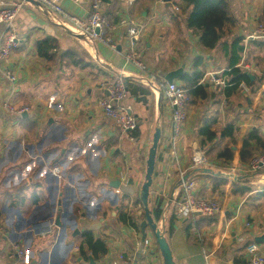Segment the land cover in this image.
<instances>
[{
  "label": "crops",
  "instance_id": "obj_1",
  "mask_svg": "<svg viewBox=\"0 0 264 264\" xmlns=\"http://www.w3.org/2000/svg\"><path fill=\"white\" fill-rule=\"evenodd\" d=\"M15 1L0 0V8ZM92 1L61 4L68 12L87 17ZM177 1L102 0V10L114 26L116 50L98 42L89 48L57 23V14L36 3H23L10 26L0 23V45L9 33L17 40L8 60L0 62V264H111L119 253L131 256L135 264H163L148 226L141 245L140 226L145 213L139 187L156 128L160 137L148 206L157 223L165 216L162 229L175 264H204L205 258L208 264H251L245 249L250 242L258 243L264 253V240L255 239L264 235V196L257 193L259 185H254L247 164L239 158L250 130L257 129L264 139V40H245L258 22L264 23V0H227L231 23L211 49L204 48L198 33L185 25L190 6L184 12ZM126 15L141 25L135 50L154 81L181 69L172 81L183 86L181 75L191 73L195 59H200L205 96L190 97L185 123L174 142L166 98L141 80L150 79L123 57L127 32L118 21ZM46 36L54 37L58 47L52 49L51 59L35 50L36 42ZM238 37L241 51L230 46ZM63 50L87 65L62 60ZM232 62L251 74L245 83L248 92L226 85L222 72ZM5 69L15 81L4 78ZM117 78L124 80L127 91L120 103L137 118V126L128 132L97 105L106 94L103 84ZM4 100L28 110L10 113L1 106ZM230 125L234 142L222 135ZM226 147L232 150L230 160L220 155ZM196 148L204 152L205 161L193 167ZM258 154L264 151L256 150L252 158ZM55 163L62 164L60 176L51 173ZM231 166L237 180L226 177ZM180 171L191 175L200 195L219 201L218 212L175 218ZM128 178L133 179V194L115 185ZM236 185L249 190L234 191ZM132 207H137L136 220L128 211ZM124 213L126 221L121 218ZM56 217L61 226L55 224ZM87 232L102 241L106 251L92 253L83 241ZM15 247L26 251L24 258Z\"/></svg>",
  "mask_w": 264,
  "mask_h": 264
},
{
  "label": "built area",
  "instance_id": "obj_2",
  "mask_svg": "<svg viewBox=\"0 0 264 264\" xmlns=\"http://www.w3.org/2000/svg\"><path fill=\"white\" fill-rule=\"evenodd\" d=\"M39 3L41 8H46L51 12L57 14L58 21L61 25L69 28L73 33L81 36V39L88 45L89 48L93 47L95 42L101 43L111 50H116L117 42L112 36L113 24L108 20L104 14L101 4L102 0H93L87 17H79L75 14L68 12L63 8L61 0H35ZM129 2L131 0H128ZM29 2L27 0H17L12 5L0 8V23H4L10 26L18 9L23 3ZM118 24L126 27L127 40L125 44V50L123 57L126 63L132 64L139 71L146 74L150 80L146 77L145 83L155 92L161 91L166 98L171 108V132L172 141H176L177 136L181 133L183 125L187 117L186 104L188 101L187 89L182 85L167 80H160L156 82L155 76L149 70L148 65L139 57L135 50L136 41L139 38V32L141 25L129 16H122ZM262 39L264 40V23L258 22L255 25L253 31L249 32L245 37V40L249 39ZM17 46V40L13 33H9L5 41L0 45V62L8 60L13 48ZM145 75V76H146ZM3 76L9 82L16 80L15 75L8 69L3 70ZM212 79L218 81V78ZM238 86L247 90L245 83L240 82ZM103 89L106 90V94L97 100V105L100 107L104 116L114 122L121 131L128 132L137 126V118L129 110L128 106H123L120 101L126 96V86L122 78H117L111 82H105ZM1 106L10 113L21 114L28 110L26 105L15 107L7 100L1 103ZM89 146V145H88ZM66 161V160H65ZM205 161L204 152L199 148H196L192 155L193 167L202 164ZM51 173L55 176H60L63 168L62 164L55 163L50 167ZM257 178L258 187L257 191H264V155L259 157H253L247 167ZM186 172L180 171V199L178 200L174 208V216L176 219H185L188 216L195 215H211L220 210L219 201L214 198H207L200 195L196 190V183L194 179L189 175L186 179L182 180L183 175ZM236 176V169L231 166L226 174L228 179L234 180ZM116 193H121L118 188L112 189ZM111 190V191H112ZM161 228L160 223H158ZM0 230L2 225L0 222ZM248 261L251 264H264V253L260 245L256 242H250L245 247ZM15 251L19 254L20 258L25 257V250L21 247H15ZM111 264H135L131 256L119 253ZM204 264L207 263L205 258Z\"/></svg>",
  "mask_w": 264,
  "mask_h": 264
},
{
  "label": "trees",
  "instance_id": "obj_3",
  "mask_svg": "<svg viewBox=\"0 0 264 264\" xmlns=\"http://www.w3.org/2000/svg\"><path fill=\"white\" fill-rule=\"evenodd\" d=\"M177 5L186 12V7L190 6V9L187 11L185 18V25L198 33V38L200 44L204 48H214L219 43L223 28L231 23V18L228 12L227 0H178ZM240 38H235L230 46L232 48L236 47L239 51L242 50V46L237 44L239 43ZM226 47V43L222 45V49ZM57 43L56 39L51 36H46L41 40H38L35 44V50L37 54L43 58L51 59L53 57L52 49H56ZM61 59L66 60L69 63L74 65L85 66L88 62L80 60L77 58L73 52L70 50H63L61 53ZM199 58L195 59L193 64V69L191 73H184L181 75V81L183 82V87L187 89L188 100L192 95H202L205 96L202 83L200 79L203 75V70L199 69ZM239 60V58L237 59ZM236 60V61H237ZM236 62L229 64V69L222 72L224 76V81L226 85H229L230 88H236L240 82L246 84L249 83V76L244 72L239 66L235 65ZM188 104V101H187ZM186 104V105H187ZM232 126L230 125L225 129V132L222 135L227 134L232 137ZM213 136V133H212ZM210 138L211 136L208 135ZM234 142V138H231ZM253 141L255 144H253ZM259 150V152L264 151V139L260 137L257 129L250 130L243 139L242 146L239 150L240 161L244 164H249L254 152ZM223 155L225 159L230 160L232 158V150L229 147H226L223 152L220 154ZM221 183H224L222 178L218 179ZM249 190V187L244 185H236L234 191L245 192ZM257 193L264 196V191ZM155 219H159L160 210L153 211ZM127 215L124 213L121 218L126 221ZM132 226H137V224L132 221L130 218L127 220ZM83 241L86 243L87 248L90 249L92 253L97 251H106L105 244L100 240H95L91 233H85Z\"/></svg>",
  "mask_w": 264,
  "mask_h": 264
},
{
  "label": "water",
  "instance_id": "obj_4",
  "mask_svg": "<svg viewBox=\"0 0 264 264\" xmlns=\"http://www.w3.org/2000/svg\"><path fill=\"white\" fill-rule=\"evenodd\" d=\"M27 1H29L31 3L39 4L35 0H27ZM165 1H168V0H165ZM64 28L68 32H70L71 34H74L75 36L81 38V36L73 33L69 28H67L65 26H64ZM180 71H181V69H176V70H172V71L166 73L165 74V80H167L168 82H171L175 77H177L179 75ZM248 75L251 76V74H249V73H248ZM105 93H107V92H105ZM159 137H160V130H159V128H156V130L153 134V137H152L151 145L148 148V154H147V159H146V167H145L143 182L141 183V185L139 187V199L143 205V210L145 213V218L140 223V226L142 229L141 245L143 246V244L145 243L144 228H145V226H148L150 228V231H151L152 235L154 236L155 242L158 246L159 253H160L161 258H162V263L163 264H175L173 257H172L171 249H170L169 244H168V242L164 236V231L162 229L165 216L163 215V217L161 218V222H160L161 228H159L158 223L156 221H154V219L152 218L151 212H150V209L148 206L149 188L152 184L155 154H156V148H157ZM188 176H189V173L184 174L182 177V180L186 179ZM237 178H238V176L236 175L235 179L237 180ZM179 182H181V180H179ZM115 185H119L120 189L123 190L124 192H126L127 194H133V192H134V184H133L132 178H128V180L125 184H119L118 181H115ZM196 214H198V213H196ZM55 221H56L55 224H57L58 226L62 225L59 222V219L57 217H56ZM255 239L257 242H260V240H264V235L263 236H257Z\"/></svg>",
  "mask_w": 264,
  "mask_h": 264
},
{
  "label": "rangeland",
  "instance_id": "obj_5",
  "mask_svg": "<svg viewBox=\"0 0 264 264\" xmlns=\"http://www.w3.org/2000/svg\"><path fill=\"white\" fill-rule=\"evenodd\" d=\"M245 92H248L249 90L247 89V90H244ZM243 91V92H244ZM243 92H240V94H239V97L240 98H242L243 99ZM188 102H189V100H188ZM262 155H264V154H262ZM259 156H261V154H258V155H256V157H259ZM252 159V158H251ZM251 161V160H250ZM250 163V162H249ZM249 165V164H248ZM247 166V165H246ZM248 167V166H247ZM247 167H246V169L245 170H247ZM247 172L248 173H250V175L252 174V173H255V172H252V171H250V170H247ZM251 178H252V180L254 181V185L255 186H257V178L255 177V175L254 174H252L251 175ZM217 198V197H216ZM262 205H264V201H262V203H261ZM136 210H137V207H136ZM136 210H134V208L132 207V208H130L128 211H129V214H131V216L133 217V220H136V218H135V211ZM135 215V216H134ZM137 217V216H136Z\"/></svg>",
  "mask_w": 264,
  "mask_h": 264
}]
</instances>
